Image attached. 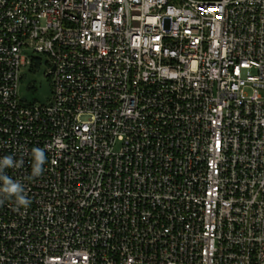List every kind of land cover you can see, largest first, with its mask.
I'll return each mask as SVG.
<instances>
[{
  "label": "built area",
  "instance_id": "obj_1",
  "mask_svg": "<svg viewBox=\"0 0 264 264\" xmlns=\"http://www.w3.org/2000/svg\"><path fill=\"white\" fill-rule=\"evenodd\" d=\"M8 156L0 264H264V0H0Z\"/></svg>",
  "mask_w": 264,
  "mask_h": 264
},
{
  "label": "rangeland",
  "instance_id": "obj_2",
  "mask_svg": "<svg viewBox=\"0 0 264 264\" xmlns=\"http://www.w3.org/2000/svg\"><path fill=\"white\" fill-rule=\"evenodd\" d=\"M45 55H34L33 65L21 68L22 79L18 85V95L25 103L48 104L51 99L52 83L48 75L49 66Z\"/></svg>",
  "mask_w": 264,
  "mask_h": 264
},
{
  "label": "clouds",
  "instance_id": "obj_3",
  "mask_svg": "<svg viewBox=\"0 0 264 264\" xmlns=\"http://www.w3.org/2000/svg\"><path fill=\"white\" fill-rule=\"evenodd\" d=\"M33 152L37 161V164L33 169V175H39L41 172L40 165L44 162L45 159L44 153L40 149H33ZM4 166H13V159L11 156L4 157L3 160L0 161V170H2ZM0 180H3L4 182L3 188H0V194H2L4 198L15 196L19 205L27 206L29 204V201L25 199V196L22 194L23 188L21 187L20 183L14 182L6 175L0 176ZM2 202L3 201L0 200V203Z\"/></svg>",
  "mask_w": 264,
  "mask_h": 264
}]
</instances>
